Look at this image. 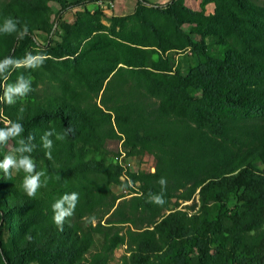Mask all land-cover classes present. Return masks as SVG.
Segmentation results:
<instances>
[{"label":"trees","instance_id":"1","mask_svg":"<svg viewBox=\"0 0 264 264\" xmlns=\"http://www.w3.org/2000/svg\"><path fill=\"white\" fill-rule=\"evenodd\" d=\"M98 1L0 0V27L11 17L29 30L23 39L0 33V61L36 55L35 31H62L42 66L10 72L8 83L31 78L33 90L4 115L21 126L20 145L50 185L47 202L79 194L62 230L46 199L0 197V264H112L120 246L119 264H264V22L239 15L255 4L210 0L209 16L184 0H136L106 27L103 9L88 8ZM192 22L199 43L183 28ZM188 48L198 61L183 74L163 54ZM33 127L51 133L50 149L45 135L29 137ZM114 140L129 156H152L154 171L122 174L100 156ZM129 183L137 192L117 203L125 195L111 186L132 191ZM17 211L25 228L6 241L3 225Z\"/></svg>","mask_w":264,"mask_h":264},{"label":"rangeland","instance_id":"2","mask_svg":"<svg viewBox=\"0 0 264 264\" xmlns=\"http://www.w3.org/2000/svg\"><path fill=\"white\" fill-rule=\"evenodd\" d=\"M69 1H73V0H69ZM166 2L167 1H165L164 3ZM252 2L255 4V7L248 6L250 12L239 15L247 22L250 20L252 24H260L261 22H264V0H252ZM184 3L189 9L193 11H203L205 15L211 16L215 13L216 4L214 2H211L210 0H184ZM50 5L54 9V11H57L58 5L54 3H50ZM133 5H134L133 0H115V10L122 11L124 13L130 12L133 8ZM89 9L91 11H94L91 6ZM78 10H80V8L75 7L68 11L63 12L61 15V19L64 22L71 23L73 21L75 13ZM100 11H101V16H100L101 23L106 27H110L111 23L109 20L111 17H113V10L111 11L100 10ZM58 25L59 24L53 27V30L49 35L37 31L33 32V35L38 43V47H36L34 50L36 54H42L45 52L46 48L44 46L47 43V41L49 40L59 41L62 31ZM194 26L197 27L196 23L192 22V24L183 25V28L188 30L190 36L196 43H199L200 37L197 34L194 35V33H192V31L190 30V28L192 27L193 29ZM210 49L211 51H216L219 48L216 45H211ZM163 56L170 57L173 69L178 68L183 74L186 72L187 68L189 69L190 67H193L198 61V57L190 48L182 52L179 51L166 52L163 54ZM13 69H14L13 66H8L4 69L3 73H0V97L3 96L4 88L7 86V84H9L8 78L10 72H12ZM5 105H6L5 103H0V127H5L9 125L8 119L4 115ZM29 132H30L28 133L29 137L32 135V132L43 135L47 133L43 129L37 127L31 128V131ZM120 148H121L120 140L109 141L107 142L105 151H103V153L100 156L104 157L106 161L109 162ZM21 149L23 148L20 145V139L17 136L9 137L3 144H0V163L3 162L6 156H11L17 162L24 157H27L34 162V159L28 156L24 151H21ZM130 161L132 166L128 172L141 171V170L151 171L150 169L153 168V158L150 155L130 156ZM9 172L12 173L11 178L6 177L3 170H0V181H2V183L5 185V188L3 187L2 189H0V197L8 199V197H11L14 194V195H19L21 197L24 196L26 198H31L26 195L22 187V181L25 173H23L22 170L16 172L13 169H9ZM33 174H35V170ZM42 184L44 186H42L38 190L36 196L34 197L35 198L34 201L35 203H38L39 201L42 200L44 201V199H46L45 205L49 207V205L51 204L52 207V203L47 202V197L50 194V185L47 182H44ZM130 186L133 188L132 191H129L128 189L124 188V186H119V185L111 186V189L115 194L125 195L124 197L118 199L116 201L117 203L121 199H129L130 196L135 195V193L137 192V185L130 184ZM191 203L192 201L180 202V205L178 207L181 208L184 207V205H190ZM173 207L174 206L172 205L170 208ZM23 218H24V212L22 211L12 212V214H10L9 217L10 222L8 227L5 223L3 225L4 227H3L2 237L6 239V241L9 235L11 237H17L19 234V230L25 228V223L22 220ZM124 252H125V246H120L116 248L111 256L110 259L111 263L119 264L120 257L124 254Z\"/></svg>","mask_w":264,"mask_h":264},{"label":"clouds","instance_id":"3","mask_svg":"<svg viewBox=\"0 0 264 264\" xmlns=\"http://www.w3.org/2000/svg\"><path fill=\"white\" fill-rule=\"evenodd\" d=\"M18 24L19 22L17 20H14L11 17L6 18L3 21V26L0 27V33L6 35L16 33L21 39H23L24 36L28 34L29 30L27 25L20 27L18 30ZM47 58L48 56L46 54H25L23 58H12L7 56L3 61H0V73H3L4 69L9 65L16 69H36L42 66ZM31 84V78L25 79L23 76H19L15 85L9 83L4 88L3 96L0 97V103L14 105L18 99L26 97L28 93L33 90L30 87ZM8 124L10 126L0 127V144H3L9 137H16L22 131L19 123L9 120ZM49 135H51V133H46L42 138L45 149H50L52 147V141L47 139ZM59 138L62 139L63 136H60ZM21 151H31V149H21ZM45 156L49 159L51 158L48 152H45ZM35 167L36 166L33 161L27 157H24L17 162L11 156H6L3 162L0 163V170H3L6 177L8 178H11L12 176V173L9 172V169H13L16 172L22 170L23 173H25L22 181V187L26 195L32 198H34L38 190L44 186L41 183V176L44 175V173L41 171L35 172V174H33ZM158 182L164 183L163 179L159 180ZM78 201V193H65L52 205V210L54 212L52 220L60 230H62V225L65 222V218L71 217L73 215ZM153 202L156 205H163L165 200L160 196H156L153 198ZM65 205H67V207H65Z\"/></svg>","mask_w":264,"mask_h":264},{"label":"crops","instance_id":"4","mask_svg":"<svg viewBox=\"0 0 264 264\" xmlns=\"http://www.w3.org/2000/svg\"><path fill=\"white\" fill-rule=\"evenodd\" d=\"M148 1H150L152 3H161V4H163L165 1L168 2L169 0H163V2H162V0H148ZM133 3H134L133 8L128 13H124L122 11L115 10V0L98 1L95 4L88 5V8H90V6H91L92 9L94 10L97 7H101L103 9V11H109V10L111 11V10H113V16H124V15L131 14L134 11L135 6H136V0H133Z\"/></svg>","mask_w":264,"mask_h":264},{"label":"built area","instance_id":"5","mask_svg":"<svg viewBox=\"0 0 264 264\" xmlns=\"http://www.w3.org/2000/svg\"><path fill=\"white\" fill-rule=\"evenodd\" d=\"M114 163L121 169L122 174L127 173L131 169L130 156L123 149H119L113 156ZM153 172V168L150 169Z\"/></svg>","mask_w":264,"mask_h":264}]
</instances>
